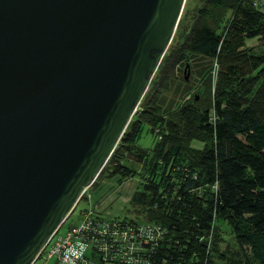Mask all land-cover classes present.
Instances as JSON below:
<instances>
[{"label":"water","instance_id":"95a60500","mask_svg":"<svg viewBox=\"0 0 264 264\" xmlns=\"http://www.w3.org/2000/svg\"><path fill=\"white\" fill-rule=\"evenodd\" d=\"M185 3L0 0V264H34L97 180Z\"/></svg>","mask_w":264,"mask_h":264},{"label":"trees","instance_id":"16d2710c","mask_svg":"<svg viewBox=\"0 0 264 264\" xmlns=\"http://www.w3.org/2000/svg\"><path fill=\"white\" fill-rule=\"evenodd\" d=\"M173 38L89 188L133 180L125 217L107 218L99 203L85 213L122 227H160L162 238L148 247L150 264H264V11L256 0H199L183 9ZM253 40L257 46L249 47ZM186 64L203 84L199 100H185L186 77L171 91ZM144 131L153 137L148 150L138 146Z\"/></svg>","mask_w":264,"mask_h":264},{"label":"built area","instance_id":"2783aa9c","mask_svg":"<svg viewBox=\"0 0 264 264\" xmlns=\"http://www.w3.org/2000/svg\"><path fill=\"white\" fill-rule=\"evenodd\" d=\"M77 216L78 224L66 226L69 217L34 264H150L148 247L163 235L158 226L101 223L85 210Z\"/></svg>","mask_w":264,"mask_h":264},{"label":"rangeland","instance_id":"374dc122","mask_svg":"<svg viewBox=\"0 0 264 264\" xmlns=\"http://www.w3.org/2000/svg\"><path fill=\"white\" fill-rule=\"evenodd\" d=\"M199 5V0H186L184 8L186 10H192L196 6ZM264 11V10H262ZM174 40V38H173ZM174 41L171 42L168 50L172 46ZM249 47H256L257 42L255 40L249 41L247 43ZM168 52V51H167ZM167 54V53H166ZM188 67V68H187ZM215 68V67H214ZM216 72L212 73L213 78H215ZM186 77L187 78V86L190 88L188 95L186 96L185 100L197 97V100H199V97L202 95V86L203 84L200 82V78L194 73V68L190 66L189 64H186L185 67H182V69L178 72L177 79H175L174 83H172L171 91L177 86L182 84V79ZM170 91V92H171ZM169 92V93H170ZM166 93L163 94V100H164V106H167L168 102H170L173 97L172 93ZM169 94V95H168ZM146 130V129H145ZM153 144V137L151 134L147 133V131H144V133L141 136L140 141L138 142V146L141 147L144 150H148L152 147ZM193 147L199 148V145L194 144ZM105 186L111 187L107 191L103 188L93 192L92 190H88V201L82 199L79 202V205L77 206V209L74 211L73 215L68 219L66 222V226L69 225H75L78 224L79 217L78 211L90 209V207L95 206L97 203L98 206L100 205V213H104L107 218H114V217H125V214L122 213V208L127 207L128 204L127 199L128 195L130 194V191L134 188L135 182L133 180L127 181L123 185L119 186L115 180H108L105 183ZM107 187V188H108ZM114 188V189H113ZM113 192L109 193V190ZM105 192H108L107 194H104ZM116 198H121V200L118 202L116 201ZM113 203V204H111ZM96 207V206H95ZM98 208V207H97ZM132 216H129V218ZM225 241L230 244L231 247H235L234 238L231 234V231L226 227L223 226V232H222ZM36 264H41L40 261H38Z\"/></svg>","mask_w":264,"mask_h":264},{"label":"crops","instance_id":"0c3cea01","mask_svg":"<svg viewBox=\"0 0 264 264\" xmlns=\"http://www.w3.org/2000/svg\"><path fill=\"white\" fill-rule=\"evenodd\" d=\"M256 1L258 3V7L261 10H264V0H256ZM47 264H60V263H57V262H48Z\"/></svg>","mask_w":264,"mask_h":264}]
</instances>
